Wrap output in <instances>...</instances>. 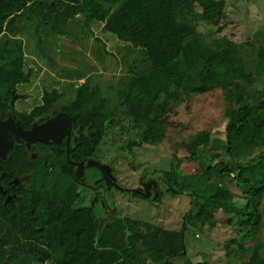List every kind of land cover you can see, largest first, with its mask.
Masks as SVG:
<instances>
[{
    "label": "trees",
    "instance_id": "obj_1",
    "mask_svg": "<svg viewBox=\"0 0 264 264\" xmlns=\"http://www.w3.org/2000/svg\"><path fill=\"white\" fill-rule=\"evenodd\" d=\"M226 11L227 0H0V109L14 88L27 82L30 76L26 70L23 42L16 35L19 28L26 26L27 19L32 24L51 21L58 28L80 15L85 21L102 23L119 41L142 49L149 68L129 89L117 90L116 104L111 103L99 87L91 86L89 79L73 90V98L67 105L60 104L59 109L69 114L82 131L86 127L89 131H97L93 133L94 142L84 134L77 140L71 152L74 161L98 151L119 109H123L122 116L131 120L137 129L139 141L135 145L159 144L168 124L164 117L168 105L180 100L179 93L184 86H200L206 79L219 84L225 92L227 130L241 133L247 125L262 129L264 89H252L253 85L264 84V47H259L252 57L246 45L219 36L224 30ZM20 19L24 21L19 27ZM200 24L214 29L210 41L198 30ZM165 69H168V83L162 91L147 99L145 114L138 116L134 100L148 94L153 89V77ZM160 92L163 99L158 101ZM59 99L58 92L45 91L41 105L34 112H47L57 102L59 106ZM210 138L208 133L199 132L192 139L197 143L196 154L189 159L198 164L199 172L193 176L181 175L179 169L184 159L174 157L165 175L167 186L192 194L193 205L199 208L187 217L213 223L211 212L228 211L234 203L217 199L218 189L207 194L206 185L236 173L231 179L237 181L243 198L237 226L242 241L252 243L248 260L240 264H264L260 259L264 240L258 237L264 236V154L251 159L252 164L248 166L251 168L247 169L241 167L238 160L226 162L219 153H214ZM226 152L231 155L229 143ZM46 160H50L51 167L50 185L47 186L49 204L43 203L41 210L34 214L20 211L15 237L10 233V244L16 242L20 261L27 257L33 264H175L174 259L185 256L184 222L179 231H170L125 217L120 223L125 246L119 248L110 243L117 219L113 218L104 228L98 227L93 219L95 214L89 208L66 219L80 198L73 167L65 159L64 146L54 149L53 157L42 161ZM36 170L37 189L44 188V168ZM256 172L259 179L254 176ZM170 188L167 193L172 192ZM184 264L210 263L188 261Z\"/></svg>",
    "mask_w": 264,
    "mask_h": 264
},
{
    "label": "rangeland",
    "instance_id": "obj_2",
    "mask_svg": "<svg viewBox=\"0 0 264 264\" xmlns=\"http://www.w3.org/2000/svg\"><path fill=\"white\" fill-rule=\"evenodd\" d=\"M76 24L83 25L79 22H76ZM48 25L55 26L51 21H48ZM223 26L224 30L219 36H226L236 43L246 45L251 50V56L255 57L256 50L259 47H264V0H227L226 18ZM58 28L63 29L68 37H73L79 41V46L77 49L74 48L73 55L80 62L75 70L66 72L65 68H61L60 65L52 61L51 65L56 67L55 72L59 75L67 73L74 77L90 78L95 82L92 85L99 87L103 95L111 103L116 104L117 90L121 88L122 80L127 83L130 75L133 76V71L129 66V58L116 53L115 68L112 69L111 66L110 73L107 74L100 65L99 59L93 52L89 51L95 48L97 43L89 46V50L85 45H82L85 32L88 30L86 25L82 26L81 29H71L64 25ZM34 30L36 29L32 26L30 33H33ZM198 30L208 41L213 37L214 29L209 25L200 24ZM35 33H37L36 36H30L28 41L21 39L24 55L26 48L30 54L32 49H41V29ZM57 38L60 40L65 39L60 34ZM39 40L40 43H38ZM58 47L62 50L60 43H58ZM102 47L106 53L105 55L110 56L108 45ZM43 53L47 55V52ZM45 59H49L48 55ZM80 65L81 67H79ZM143 66L144 62L141 61L132 84L149 68ZM88 70L89 74L87 75ZM167 70L165 69L161 74L153 77L151 82L153 89L148 94L139 100H134L138 116L142 117L145 114L149 103L147 99H151L158 91H162L168 83ZM132 84L130 83V87ZM59 87V90L65 89V87L70 88L66 84L63 85V83ZM41 89L46 91V85L41 84L39 88L34 89L37 96ZM254 89L261 91L264 89V84L253 85L252 90ZM69 90V97L61 99L58 108L60 104L61 106L67 105L72 100L74 91L72 88ZM179 96L180 100L177 103L168 105L164 115L168 124L165 129V136L159 144L140 143L135 145L139 141L137 129L131 120L122 116L123 109L116 112L115 119L110 123L108 131L100 142L97 158L101 164L111 166L115 185H117L111 190L114 198L113 205L116 209L113 217L115 220L117 219V222L115 231H113L115 235L110 239V243L119 248L125 246L124 234L120 224L125 217L139 219L144 223L170 231H179L184 222L186 225L185 256L174 259L173 263L184 264L188 261L192 263L206 261L210 264H240L248 260L249 248L252 243L251 241H242V233L239 231L240 227L237 226L240 216L238 209L242 206L243 198L237 181L231 179L236 176V173L230 174L231 177H225L222 181L213 180L206 185L207 194H210L212 189H218L216 192L217 199L222 202L233 201L234 203L228 211L211 212L209 216H211L213 223H202L192 217H187L188 213L196 212L199 208L193 205L192 194L180 192L174 187L171 190L168 186L167 189L170 188L172 192L167 193L163 191L164 187L160 185L159 180L164 178L169 171L174 157L184 159L179 169L181 175L193 176L199 172L200 167L198 164L189 159L190 156L196 154L197 143L192 139L199 132H206L211 136L210 147L214 153H219L226 162L238 160L241 167L250 169L251 167L248 166L252 164L251 159L264 154V146L262 145L264 128L256 129L247 125L241 133L227 130L225 92L219 84L210 80H203L200 86L187 84L183 87ZM162 99L163 94L160 92L158 101ZM227 143H229L231 155L226 152ZM92 172L96 177H99L96 169ZM90 173L89 176L92 177ZM254 176L259 179L258 172ZM151 178H154L153 182L158 187H156V196L149 194L146 199L122 190H137L140 184L147 185L150 182L148 180ZM82 192L86 196L88 195L86 190H82ZM85 205H88L87 201L82 204L76 202L65 216L66 219L76 217L77 212ZM207 211L210 212V209H206ZM262 213L264 219V205L262 206ZM119 216L121 218L118 219ZM97 217L108 219L109 215L105 213L102 207H99ZM105 223H108V221H105ZM258 237L264 240L262 234ZM260 259L264 260V252H262ZM21 264L33 263L29 258L24 257L23 260L21 259Z\"/></svg>",
    "mask_w": 264,
    "mask_h": 264
},
{
    "label": "flooded vegetation",
    "instance_id": "obj_3",
    "mask_svg": "<svg viewBox=\"0 0 264 264\" xmlns=\"http://www.w3.org/2000/svg\"><path fill=\"white\" fill-rule=\"evenodd\" d=\"M20 104L21 102L14 88L7 100L2 103V109H0V264H20L21 262L18 257L17 247L15 246V240V244L13 243L12 246L10 244V233H13V237L17 233L19 212L30 211L34 214L36 210H41L43 203L45 206L49 204L50 194L48 193L49 189L47 186L50 185L51 178L50 160H42L53 157L54 149L64 146L65 159L67 161L66 137L68 135L70 139V161L87 163L91 159H94L99 162L97 149L94 155L87 156L80 161H74L71 158V152L77 146V140L83 134L92 139L93 133L97 132L96 130L89 131V128L86 127L82 131L81 126L76 125L70 115L59 109L55 103L47 112H34L39 106L28 110L20 108ZM63 113L70 117V123L63 116ZM62 117L65 118V121L59 128H63L65 134L59 135L55 141L49 140L45 144L36 141L26 142L13 132L17 129L29 132L34 128L43 127L49 120H61ZM92 142H94L93 139ZM37 167L44 168V188L40 186L37 189ZM95 169L99 177H96L94 172H92ZM107 170L108 175L111 177L105 172H101L96 166L84 168L81 170V175L73 167L74 181L79 186L77 192L80 198L77 202L82 204L87 201L88 205L82 206L81 209H91L93 214H95L93 219L98 226H105L110 223L115 213L114 198L111 193V190L115 188V181L110 165ZM88 172L92 174V177L89 176ZM153 179L148 180L150 182L147 185L140 184L139 189L142 191L147 189L149 194L152 193L156 196L157 186L153 182ZM159 183L164 187L163 191H166V186L169 184L166 177L160 179ZM82 190H86L88 195L83 194ZM99 207H102L105 213L109 215L108 219L104 217L99 219L97 217ZM105 221H108V223H105Z\"/></svg>",
    "mask_w": 264,
    "mask_h": 264
},
{
    "label": "crops",
    "instance_id": "obj_4",
    "mask_svg": "<svg viewBox=\"0 0 264 264\" xmlns=\"http://www.w3.org/2000/svg\"><path fill=\"white\" fill-rule=\"evenodd\" d=\"M22 21L24 20H19V27ZM76 22L82 23L83 25L76 24ZM84 25L87 26L88 30H86L85 32L86 34L83 39L82 45H85L89 50V46L97 43L95 44V48L89 51L93 52L97 59H99L100 65L103 69H105V73H110L109 69L111 66L112 69L115 68L116 53L125 56V58H129V66L133 71V76L130 75L129 81L127 83L123 82V80V83L121 82V88L129 89L130 83L132 84V80L135 77L136 71L140 66V62H144L143 67H149V64L145 61V52L140 48H135L128 43L119 41L114 35L107 32L103 28L102 23L98 21H85L80 15H77L75 18L68 21L64 26L70 27L71 29H81V27H84ZM32 26H34L36 30H34L33 33H30ZM39 29H41V49H32L30 54L29 50L26 48V53L24 55L26 70L30 74L29 80L23 84H18L15 87L16 94L18 95V99L21 102L20 108H24L27 110L41 105V98L43 93L45 92V89H41L38 96L34 92V89L36 87L39 88L41 84L46 85V91H57L59 90V85L61 83H63V85L66 84V86H69L70 88H72V90L84 84L87 79H89L88 81L91 86H94L92 84L95 83L90 78L84 79L81 76L74 77L73 75L70 76L71 74L69 75L67 73H62L61 75H59L55 72L56 67H54V65H51L52 61H54L57 65H60L61 68H65L66 72L70 70L72 71L73 69L75 70L77 64L80 62L78 58L73 55V52H75L74 48L77 49V47L79 46V41L74 39L73 37H68V35H65L63 29L48 25V23H39L36 21H34V23L32 24L31 20L27 19L26 26H24L22 29L19 28V31L17 29L16 31L18 32L16 35L17 38L26 39L28 41V38L30 36H36L35 34L37 33L35 32ZM60 29L62 31H60ZM59 34L62 35V38L65 39H58L57 36ZM40 40L38 43L41 42ZM58 43L61 44L62 50L59 49ZM101 44L102 46L108 45V53L110 56L105 55L106 53ZM43 52H47L46 54L49 57L48 60L45 59L47 55H45ZM79 67H81V65ZM88 74L89 70L87 75ZM70 88L65 87V89L57 91L59 97L61 99L64 97H69L68 92L70 91ZM55 104L58 105V102Z\"/></svg>",
    "mask_w": 264,
    "mask_h": 264
},
{
    "label": "water",
    "instance_id": "obj_5",
    "mask_svg": "<svg viewBox=\"0 0 264 264\" xmlns=\"http://www.w3.org/2000/svg\"><path fill=\"white\" fill-rule=\"evenodd\" d=\"M63 116L66 117L68 123H70V117L66 114L63 113ZM62 117L61 120L57 119L55 121L53 120H49L47 123H45V125H43V127H37L32 129L29 132H24L21 129H17L14 130L13 132H15V134H17V136L23 140V141H36V142H41V143H47L49 140H57L59 135H64L65 131L63 130V128H59V126L61 124H63V122L65 121V118ZM60 123V124H59ZM69 136L67 135L66 137V158H67V162L72 165L73 167H75V170H77V172H79V175H81V170H83L86 167H91V166H96L100 169L101 172H105L108 175V166L109 165H103L100 162H98L97 160L91 159V161L84 163H77V162H72L69 160ZM110 176V175H108ZM111 177V176H110ZM105 178V176H104ZM114 186L116 187L117 185ZM125 192H128L129 194H137V195H142L143 197H145L146 199L149 196V193L147 191V189H145L144 191L137 189V190H127V189H122ZM151 195H154L151 193ZM100 227V226H98Z\"/></svg>",
    "mask_w": 264,
    "mask_h": 264
}]
</instances>
